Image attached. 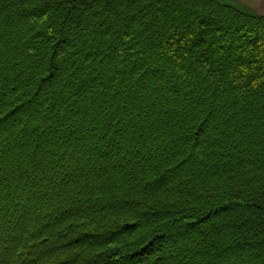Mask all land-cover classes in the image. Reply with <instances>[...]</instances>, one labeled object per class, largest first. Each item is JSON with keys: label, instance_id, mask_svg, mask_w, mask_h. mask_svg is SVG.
<instances>
[{"label": "trees", "instance_id": "trees-1", "mask_svg": "<svg viewBox=\"0 0 264 264\" xmlns=\"http://www.w3.org/2000/svg\"><path fill=\"white\" fill-rule=\"evenodd\" d=\"M0 263L264 264V15L0 0Z\"/></svg>", "mask_w": 264, "mask_h": 264}, {"label": "rangeland", "instance_id": "rangeland-1", "mask_svg": "<svg viewBox=\"0 0 264 264\" xmlns=\"http://www.w3.org/2000/svg\"><path fill=\"white\" fill-rule=\"evenodd\" d=\"M222 3H225V4H228L234 8H236L237 10L239 11H242V12H247V13H254L256 15H259V14H262L264 15V0H218ZM165 75L167 76L164 77L166 80H168V75L165 73ZM164 78H162L160 81L157 80L159 79L156 78L154 79L153 81L154 82H158L160 84H162V80L164 81ZM187 86L183 87V88H186ZM73 177H71L72 179ZM75 179H79L78 177H74ZM75 181H78V180H75ZM60 190H65V186H61V184H55L54 187H52L48 193V195H45L44 191H40L39 193V199L40 200H44V199H49V197L53 198L55 195H59L60 193ZM40 202V201H38ZM44 202V201H42ZM40 202V203H42ZM42 205V204H41ZM40 205V206H41ZM38 209V208H37ZM50 209V202L48 204H46V209L45 210H49ZM37 211V210H36ZM36 211L32 214V216H30L28 219H27V224H29L30 226H40V224H43L44 222H46L47 220L45 219L44 220V216L41 215H38V212L36 213ZM54 215V214H53ZM26 218V217H25ZM53 218H57L56 216L53 217ZM23 218L20 217L19 220H22ZM58 225V223L56 224ZM71 252V251H70ZM2 264V263H0Z\"/></svg>", "mask_w": 264, "mask_h": 264}, {"label": "water", "instance_id": "water-1", "mask_svg": "<svg viewBox=\"0 0 264 264\" xmlns=\"http://www.w3.org/2000/svg\"><path fill=\"white\" fill-rule=\"evenodd\" d=\"M124 226H125V227H132L133 224H128V223H127V224H125Z\"/></svg>", "mask_w": 264, "mask_h": 264}]
</instances>
